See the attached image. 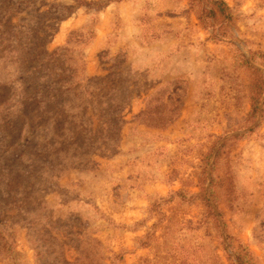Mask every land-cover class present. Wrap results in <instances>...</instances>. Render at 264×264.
I'll list each match as a JSON object with an SVG mask.
<instances>
[{"label": "rangeland", "instance_id": "rangeland-1", "mask_svg": "<svg viewBox=\"0 0 264 264\" xmlns=\"http://www.w3.org/2000/svg\"><path fill=\"white\" fill-rule=\"evenodd\" d=\"M0 264H264V0H0Z\"/></svg>", "mask_w": 264, "mask_h": 264}]
</instances>
